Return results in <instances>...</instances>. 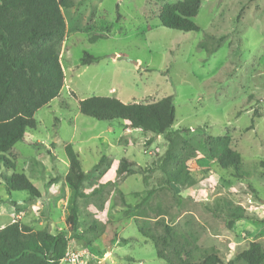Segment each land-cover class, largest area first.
Returning a JSON list of instances; mask_svg holds the SVG:
<instances>
[{
    "label": "rangeland",
    "instance_id": "rangeland-1",
    "mask_svg": "<svg viewBox=\"0 0 264 264\" xmlns=\"http://www.w3.org/2000/svg\"><path fill=\"white\" fill-rule=\"evenodd\" d=\"M177 1L66 0L64 86L36 111L37 127L10 151L15 169L0 166V228L17 220L68 232L69 248L85 251L83 264H165L140 231L164 234V224L176 232V242L186 243L187 235L195 242L192 248L218 251L223 264H246L234 255L252 241L264 251V224L234 219L226 205L264 209V0H201L197 31L161 24L159 7ZM201 43L218 48L209 52ZM85 54L97 60L84 64ZM92 96L125 103L171 96L172 131L187 130L181 136L169 133L177 140L169 148L165 134L81 113L79 101ZM208 134L231 135L245 177L210 158ZM69 144L88 173L76 226L66 181ZM168 149L179 158L165 163ZM103 155L108 160L96 169ZM188 158L190 175L200 186L167 185L165 175ZM122 159L132 172L117 171ZM13 172L25 173L40 195L8 190L3 178Z\"/></svg>",
    "mask_w": 264,
    "mask_h": 264
},
{
    "label": "trees",
    "instance_id": "trees-1",
    "mask_svg": "<svg viewBox=\"0 0 264 264\" xmlns=\"http://www.w3.org/2000/svg\"><path fill=\"white\" fill-rule=\"evenodd\" d=\"M66 0H0V166L15 169V161L10 156L14 145L25 139L28 129L37 127L36 111L59 96L65 73L61 63V49L66 36V20L62 8ZM201 7V0H179L164 3L159 7L158 18L167 28L181 31H197L194 21ZM102 37V36H98ZM213 52L218 47L209 49ZM97 60L85 54L82 62ZM80 112L99 120H121L130 128L165 134L169 148L176 139L169 133H180L187 129L173 130L175 106L171 96L153 102L125 103L116 97L92 96L79 101ZM230 134L206 137L207 151L222 169H230L236 177L246 176L243 170L242 154L232 147ZM70 163L66 181L72 189L70 197V221L78 225V199L84 196L83 182L88 177L84 171L79 153L72 145L66 147ZM170 149L164 155V162L177 160ZM181 162L173 171L165 175V183L199 187L190 175L188 162ZM107 156H101L95 164L100 168ZM113 160L110 161L112 165ZM126 159L119 161V173L132 172ZM264 167V161L261 163ZM131 165V164H130ZM166 174V173H165ZM7 189L26 191L38 197L40 192L25 173L13 172L4 175ZM234 219H246L264 223V217L249 211L242 205L226 202ZM111 225L113 222L109 221ZM165 233L155 234L150 229L141 228L142 235L154 243L158 257L165 264H223L216 250L201 249L195 246L187 235L186 243L176 242L177 234L169 224H164ZM115 229V228H114ZM113 241L118 239L114 231ZM72 237L68 232L53 233L47 227L35 229L30 225L13 221L0 228V264H60L70 247ZM128 241V239H122ZM94 243V242H92ZM175 243V244H173ZM167 246H172L168 252ZM195 252L198 258L195 260ZM234 259L246 264H264V251L259 242L252 241L235 252ZM229 261L228 264H231Z\"/></svg>",
    "mask_w": 264,
    "mask_h": 264
},
{
    "label": "built area",
    "instance_id": "built-area-1",
    "mask_svg": "<svg viewBox=\"0 0 264 264\" xmlns=\"http://www.w3.org/2000/svg\"><path fill=\"white\" fill-rule=\"evenodd\" d=\"M84 253V250H72L68 248L63 260L67 261L69 264H83L85 258Z\"/></svg>",
    "mask_w": 264,
    "mask_h": 264
},
{
    "label": "crops",
    "instance_id": "crops-1",
    "mask_svg": "<svg viewBox=\"0 0 264 264\" xmlns=\"http://www.w3.org/2000/svg\"><path fill=\"white\" fill-rule=\"evenodd\" d=\"M124 126H126V128H129L131 130V128L129 126H127V123L126 122H123ZM253 212H256L260 217H264V209H256V210H253ZM251 221V220H250ZM260 223V222H259ZM264 224V223H263ZM263 233H264V228H263ZM109 250V249H108ZM111 254V251H109V255ZM107 255V256H109ZM107 258V257H106ZM242 262V261H241Z\"/></svg>",
    "mask_w": 264,
    "mask_h": 264
}]
</instances>
